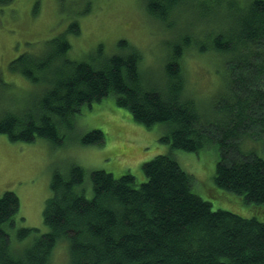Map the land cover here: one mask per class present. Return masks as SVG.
<instances>
[{"label":"trees","instance_id":"16d2710c","mask_svg":"<svg viewBox=\"0 0 264 264\" xmlns=\"http://www.w3.org/2000/svg\"><path fill=\"white\" fill-rule=\"evenodd\" d=\"M180 1L147 0L146 9L167 23ZM208 1L193 0L196 18L207 22L222 5L233 26L209 29L197 38L187 28L176 42L173 37L156 82L144 77L142 53L125 41L120 43L128 48L124 54L103 55L100 45L88 60L75 61L67 56L66 34H60L47 41L42 54L15 58L9 71L45 87L31 109L0 117V134L27 143L43 138L59 146L63 130L72 127L83 105L113 96L135 121L167 125L169 132L160 141L172 149L199 152L216 145L215 184L264 207V0ZM199 24L194 29H201ZM79 32L77 21L66 31ZM189 49L221 54L230 73L228 93L225 99L215 96L210 118L187 90L183 60ZM103 140V132L95 129L81 144ZM257 141L260 147L253 146ZM142 169L146 179L141 183L130 173L114 178L93 170L91 197L83 193L81 166L55 169L42 210L44 232L28 227L13 232L20 203L14 192L5 191L0 197V264H53L60 244L67 249L63 264H264L263 221L213 210L193 192V177L171 154L156 155ZM13 239L27 242L19 245Z\"/></svg>","mask_w":264,"mask_h":264},{"label":"rangeland","instance_id":"374dc122","mask_svg":"<svg viewBox=\"0 0 264 264\" xmlns=\"http://www.w3.org/2000/svg\"><path fill=\"white\" fill-rule=\"evenodd\" d=\"M239 1L247 3L251 0ZM191 3L193 0L180 1L168 22L163 23L148 13L147 0L0 1V117L7 111L31 109L45 87L43 83H33L9 71V63L22 54H42L47 41L60 34H66L70 44L67 56L75 61L88 60L87 56L94 55L100 45L103 46V55L124 54L128 48L121 49L120 43L125 41L142 53L144 77L159 81L173 37L176 42L178 36L187 34V28L197 38V35L204 36L209 29L219 27L228 30L233 26L224 17L222 5L206 22V17L202 20L196 18ZM74 21L78 22L80 32L66 33ZM200 22L204 31L198 34L201 29L194 28ZM195 52L189 49L184 54L187 90L198 99V108L203 116L210 118L215 96L218 94L225 99L228 93L226 83H229L230 73L221 54ZM95 129L103 132V142L81 144V138ZM63 131V143L59 146L43 138L27 143L12 141L7 134H0V197L5 191H12L20 203L13 232L22 227L37 228L40 232L47 230L42 210L50 195L49 185L55 169L64 171L71 164L81 166L84 171L83 193L91 197L90 174L93 170H104L114 178L130 173L137 183H141L146 179L142 164L158 154H171L176 159L181 168L193 177V192L208 201L213 210H227L264 222L263 206L248 204L242 196L215 184L219 160L216 145L199 152L172 149L169 143L160 141L169 132L167 125L146 126L135 121L127 109L116 106L113 96L92 106L83 105L74 115L72 127ZM256 144L258 141L253 142L254 147ZM13 241L19 245L27 242ZM66 260V246L60 244L53 253V264H63Z\"/></svg>","mask_w":264,"mask_h":264}]
</instances>
